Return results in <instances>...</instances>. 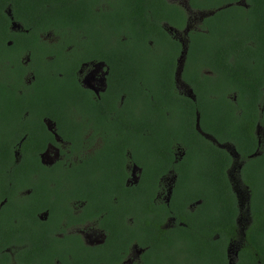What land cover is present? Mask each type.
<instances>
[{
    "label": "flooded vegetation",
    "instance_id": "obj_1",
    "mask_svg": "<svg viewBox=\"0 0 264 264\" xmlns=\"http://www.w3.org/2000/svg\"><path fill=\"white\" fill-rule=\"evenodd\" d=\"M163 1L186 17L181 30L161 22V14L157 18L180 47L174 91L195 104V131L186 139L144 128L147 112L171 115L156 99L157 106L139 103L135 116L95 110L92 104L105 102L109 92L110 66L92 57L98 51L91 35L64 29L27 36L11 5L4 9L0 86L29 103L18 109L11 98L0 97V264H264V85L260 98L238 99L233 92L219 100L217 129L202 130L199 107L181 76L189 34L201 31L215 9ZM245 1L221 8L240 6L244 11L236 14L246 20ZM99 3L95 9L101 11L114 5ZM240 31L228 24L216 43H205L221 55L230 49L227 64L264 84V35L249 38ZM33 38L41 40L43 52H19L25 46L18 40ZM82 45L90 52L76 62L77 96L67 99L60 87L66 77L54 60ZM45 74L56 79L48 83L54 94L44 102L32 99L35 78L44 82ZM86 106L93 112L84 113ZM134 121L142 128L130 130ZM4 153L10 160H3Z\"/></svg>",
    "mask_w": 264,
    "mask_h": 264
},
{
    "label": "trees",
    "instance_id": "obj_2",
    "mask_svg": "<svg viewBox=\"0 0 264 264\" xmlns=\"http://www.w3.org/2000/svg\"><path fill=\"white\" fill-rule=\"evenodd\" d=\"M100 1L0 0V34L4 33L2 25L7 22L4 9L10 4L11 16L27 32V36L45 32L59 34L64 29L89 37L91 35L92 45L96 46L98 51V55L93 54L92 57L106 60L110 66L109 92L105 96V102L92 104L95 110L104 112L106 108L111 113L135 116L136 113L132 109L137 110L139 103L144 102L147 107L157 106L156 99L157 103L170 107L171 115L165 118L163 111L158 109L156 112H147L144 128L158 132L171 131L172 137L186 139L189 132L195 131V115L192 111L195 104L191 105L174 91L173 72L180 47L157 21L161 14V22L181 30L186 22L185 14L178 7L163 0H107L114 5L106 11L95 9ZM236 1L238 0H190V5L199 11L215 9V13L201 24V31L189 34V49L181 76L182 81L192 90L199 107L200 128L206 131L217 129L223 108L219 100L233 92H236L238 99L262 96L260 89L264 85L263 81L227 64L226 52L230 49L222 51L221 55L216 46L205 43L206 38L214 41L216 36L222 34V28L228 24L234 33L244 29L243 33L249 38L252 35H264V0L245 1L250 8L246 20L243 14H236L244 11L240 6L221 8L225 3ZM158 3L161 5H157ZM205 28L208 33L202 31ZM18 44L25 46L19 47V52L29 51L31 56L44 50L39 38L19 39ZM166 50L170 51V56L166 54ZM261 50L264 51V45ZM88 52L89 48L82 45L70 51L66 58L59 56L54 60V66L60 67V72L66 77L60 87L67 99L77 96L78 85L74 76L78 65L76 62L80 61L79 58L88 56ZM203 69L209 70L211 75L203 74ZM49 76L50 74L44 75V82L35 78L37 90L32 99H41L44 102L47 97H52L54 89L48 83L56 79L51 80ZM0 94L1 98H11L18 109L29 103L22 101L24 97L15 91L11 92L3 86H0ZM121 96L123 103L120 105ZM30 98L31 96H27V99ZM47 104L53 107L54 102L50 100ZM65 104V108H68L67 103ZM61 106L56 112L61 113ZM183 107L187 111H182ZM83 110L84 113L93 112L89 106ZM17 114H22V111H17ZM131 123L134 125L129 127L130 130L142 128L138 121ZM2 156L4 161L10 160L8 153Z\"/></svg>",
    "mask_w": 264,
    "mask_h": 264
},
{
    "label": "water",
    "instance_id": "obj_3",
    "mask_svg": "<svg viewBox=\"0 0 264 264\" xmlns=\"http://www.w3.org/2000/svg\"><path fill=\"white\" fill-rule=\"evenodd\" d=\"M183 57H184V52L181 54V63H180V61L178 62V65H179V67L181 66V68H182V64H183V62H182ZM196 128L199 129V120H198V117H197V120H196Z\"/></svg>",
    "mask_w": 264,
    "mask_h": 264
},
{
    "label": "rangeland",
    "instance_id": "obj_4",
    "mask_svg": "<svg viewBox=\"0 0 264 264\" xmlns=\"http://www.w3.org/2000/svg\"><path fill=\"white\" fill-rule=\"evenodd\" d=\"M173 1H176L177 3H178V2H181V3H182V2H184L185 0H173ZM193 15L196 16V15H197L196 12L193 13V14L191 15V19H192V16H193Z\"/></svg>",
    "mask_w": 264,
    "mask_h": 264
}]
</instances>
